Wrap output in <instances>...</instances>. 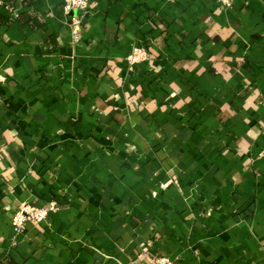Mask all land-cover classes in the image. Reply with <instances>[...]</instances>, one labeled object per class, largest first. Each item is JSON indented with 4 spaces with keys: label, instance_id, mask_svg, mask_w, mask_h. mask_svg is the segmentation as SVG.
<instances>
[{
    "label": "crops",
    "instance_id": "0c3cea01",
    "mask_svg": "<svg viewBox=\"0 0 264 264\" xmlns=\"http://www.w3.org/2000/svg\"><path fill=\"white\" fill-rule=\"evenodd\" d=\"M89 2L0 0V264H264V0Z\"/></svg>",
    "mask_w": 264,
    "mask_h": 264
},
{
    "label": "built area",
    "instance_id": "2783aa9c",
    "mask_svg": "<svg viewBox=\"0 0 264 264\" xmlns=\"http://www.w3.org/2000/svg\"><path fill=\"white\" fill-rule=\"evenodd\" d=\"M90 9L89 0H64V10L67 15L70 14H85ZM16 13H14L15 15ZM74 38L79 40L81 38V21L76 19L73 22ZM148 59V52L142 47H136L133 54L129 57L131 64H138ZM58 210L56 202H52L48 206H37L33 204H26L22 206L13 220V224L17 234H23L26 230V225L29 222L39 224L46 223L50 217L51 212ZM157 264H174V260L170 257H162Z\"/></svg>",
    "mask_w": 264,
    "mask_h": 264
},
{
    "label": "trees",
    "instance_id": "16d2710c",
    "mask_svg": "<svg viewBox=\"0 0 264 264\" xmlns=\"http://www.w3.org/2000/svg\"><path fill=\"white\" fill-rule=\"evenodd\" d=\"M30 21H32V20H30ZM36 21V20H35Z\"/></svg>",
    "mask_w": 264,
    "mask_h": 264
}]
</instances>
